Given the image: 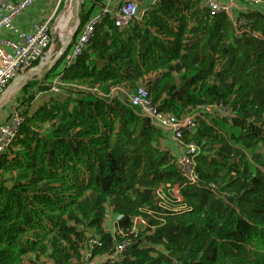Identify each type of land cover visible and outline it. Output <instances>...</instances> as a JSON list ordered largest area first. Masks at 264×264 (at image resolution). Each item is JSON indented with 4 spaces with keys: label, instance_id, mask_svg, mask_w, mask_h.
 <instances>
[{
    "label": "trees",
    "instance_id": "obj_1",
    "mask_svg": "<svg viewBox=\"0 0 264 264\" xmlns=\"http://www.w3.org/2000/svg\"><path fill=\"white\" fill-rule=\"evenodd\" d=\"M236 1V23L204 0H144L127 26L106 15L61 74L22 86L0 154V264H79L94 237L96 256L130 239L115 264H264V1ZM141 85L165 113L205 114L183 136L201 148L197 183L129 103Z\"/></svg>",
    "mask_w": 264,
    "mask_h": 264
},
{
    "label": "built area",
    "instance_id": "obj_2",
    "mask_svg": "<svg viewBox=\"0 0 264 264\" xmlns=\"http://www.w3.org/2000/svg\"><path fill=\"white\" fill-rule=\"evenodd\" d=\"M36 0H0V96L6 91L9 85L22 73L30 68L43 63L53 54L52 27L50 20L35 22L29 31H19L14 25L15 18L23 13ZM264 0H255L263 2ZM204 3L215 13L225 12L234 23H236L235 9L238 8L236 0H204ZM101 12L89 19L74 42L73 49L65 58L68 64L75 59L93 34L95 25L106 15H111L115 23L119 26H127L140 11L138 0H101ZM13 32L16 37L11 38L4 35V31ZM59 74L62 71H59ZM54 78V81H56ZM51 91H59L56 84L52 85ZM12 93V92H11ZM11 93L7 96L5 105L10 100ZM116 95L115 93L113 94ZM128 100L132 107L138 108L140 114L148 119L150 125L159 128L166 139L172 140L180 147L177 156L182 173L190 183L198 182L196 171L195 156L201 152V148L195 143L186 142L183 138L184 132H192L197 126L196 117L206 120L205 114H193L178 118L171 113H165L161 109L160 101L152 99L149 90L144 86H138L128 94ZM4 105V106H5ZM3 106V107H4ZM206 112H211L212 107L206 106ZM22 116L17 106H12L8 117L0 121V154L5 152L13 138L16 137ZM172 195L180 198V188H171ZM162 202L167 199L164 191L158 192ZM110 220L115 224L116 218L109 215ZM118 220V219H117ZM136 221L143 220L136 218ZM137 233H134L136 236ZM130 239L114 241L110 252L106 255L96 256L92 254L93 249L100 245L98 237L90 238L84 250V255L79 264H115L121 259L123 252L130 245Z\"/></svg>",
    "mask_w": 264,
    "mask_h": 264
},
{
    "label": "crops",
    "instance_id": "obj_3",
    "mask_svg": "<svg viewBox=\"0 0 264 264\" xmlns=\"http://www.w3.org/2000/svg\"><path fill=\"white\" fill-rule=\"evenodd\" d=\"M55 1L54 0H36L23 13L18 15L14 20V25L17 28V30H19V31H29V30H31L33 23L50 20L49 24L52 27V37H53V35H56V37H53V39H52V44H53V50L52 51H53V53H55L57 50L60 49V47L63 45L64 41L67 39V36H68L66 31L65 30L62 31L63 29H61V27L58 24V19L60 17L58 19H55L56 18L55 13L57 12L58 6H59V2L55 3ZM143 1L144 0L139 1L140 2V11L143 10V8H144ZM152 1H156V0H152ZM147 2H148V0H147ZM92 3L96 4V6L93 9V13L91 14L90 18H92L93 16H95L101 12V6H100L101 0H93ZM63 13H64V10L61 13V15ZM85 24H83L82 26H81V24L79 25L77 33L75 34L70 47H68V50L66 52H64L63 57L67 56L69 53H71V51L73 49L74 42L77 40V38H78V36H79L80 32L82 31V28L84 27ZM72 29H73V27L70 28L71 32H72ZM70 31H69V34L71 33ZM4 35L9 36L11 38L16 37V35L13 32L8 31V30L4 31ZM55 38L57 39L56 41H55ZM63 57L60 60L61 63H60L59 68H58L59 71H61L62 68L65 66L66 61H65V59H63ZM36 76L37 77L35 79L39 80V79H41V77L43 75L37 74ZM21 88L22 87H18V88H16L17 90H15L13 92V93L17 92L14 94V95H16L15 97H14L13 93H11L10 100L4 106L5 108L8 107L7 110L4 113L1 112L2 110H4L3 108L0 110V121H3L6 119V117H8V113H9L12 106H17L18 108L20 107V103L18 102L17 98L19 96V93L21 92ZM18 91H19V93H18ZM113 94H114V91H113ZM11 100H13L12 104L8 106V104L11 102ZM161 146L168 149L170 151V153L175 155V156H178V154L180 152V147L178 145H176L172 140L165 139V137H164V140L161 142Z\"/></svg>",
    "mask_w": 264,
    "mask_h": 264
},
{
    "label": "water",
    "instance_id": "obj_4",
    "mask_svg": "<svg viewBox=\"0 0 264 264\" xmlns=\"http://www.w3.org/2000/svg\"><path fill=\"white\" fill-rule=\"evenodd\" d=\"M68 1V0H67ZM80 6H81V0H74L73 5V18L70 23V28L73 27L72 32L68 34L67 39L64 41L63 45L60 47L59 50H57L55 53L51 54L43 63L38 64L32 68H30L27 72L20 74L6 89V91L0 96V110L5 105V102L7 100V96L16 88L22 87L24 84H26L28 81L35 79L37 74H46L50 70H52L57 63L61 60L63 57L64 52L68 50V47H70L72 40L77 33V30L79 28V25L81 24L80 20ZM53 37H56V35H53ZM57 39L55 38V41Z\"/></svg>",
    "mask_w": 264,
    "mask_h": 264
},
{
    "label": "rangeland",
    "instance_id": "obj_5",
    "mask_svg": "<svg viewBox=\"0 0 264 264\" xmlns=\"http://www.w3.org/2000/svg\"><path fill=\"white\" fill-rule=\"evenodd\" d=\"M55 1V0H54ZM56 2H59V6H58V10H57V12L55 13V19H58L59 17H60V15H61V13L63 12V10H64V8H65V6H66V4H67V0H56L55 1V3ZM93 0H81V3H83L84 4V6H85V8L87 9V10H89V9H91L92 8V6H93ZM125 90V91H124ZM15 93H17V92H15ZM15 93H13V95L15 94ZM18 93H19V91H18ZM114 93L116 94V95H121V97H123V95H126V88H124L123 86H120V87H117V88H115V90H114ZM47 94H49V92H39L38 94H37V96L35 97V100L36 99H41L42 98V96H44V95H47ZM16 95H14V97H15ZM13 97V98H14ZM12 101L13 100H11V102L8 104V106L9 105H11L12 104ZM8 108V107H7ZM7 108H5V107H3V109L4 110H2L1 112L2 113H4L6 110H7ZM141 224V221H140V223H138V222H136V226H139ZM112 222H108V224H107V226L109 227V228H111L112 229Z\"/></svg>",
    "mask_w": 264,
    "mask_h": 264
},
{
    "label": "bare ground",
    "instance_id": "obj_6",
    "mask_svg": "<svg viewBox=\"0 0 264 264\" xmlns=\"http://www.w3.org/2000/svg\"><path fill=\"white\" fill-rule=\"evenodd\" d=\"M73 5H74V0H68L66 6L64 8V13L58 19V24L61 27V29H63L62 31L65 30L67 34H69V31H70L69 25H70L72 18H73ZM15 90H17V89H15ZM15 90H13L12 93Z\"/></svg>",
    "mask_w": 264,
    "mask_h": 264
}]
</instances>
